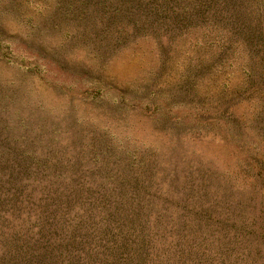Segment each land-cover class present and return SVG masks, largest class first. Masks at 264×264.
I'll list each match as a JSON object with an SVG mask.
<instances>
[{
  "label": "rangeland",
  "instance_id": "1",
  "mask_svg": "<svg viewBox=\"0 0 264 264\" xmlns=\"http://www.w3.org/2000/svg\"><path fill=\"white\" fill-rule=\"evenodd\" d=\"M53 5L0 0V259L264 264V0Z\"/></svg>",
  "mask_w": 264,
  "mask_h": 264
},
{
  "label": "trees",
  "instance_id": "2",
  "mask_svg": "<svg viewBox=\"0 0 264 264\" xmlns=\"http://www.w3.org/2000/svg\"><path fill=\"white\" fill-rule=\"evenodd\" d=\"M230 1L231 0H53V8H59L62 2L65 3L64 8H103V17L105 16L108 19L113 20L126 15L129 8H153V10L155 11V15L158 17L156 19H153L147 16V14L139 16V19L145 22L151 20L157 21L166 18V16H164V14L168 11V9L166 8H203V5L205 4L207 5L205 8H209L208 6H210V3H219L221 8H226L227 4ZM106 8H110L109 10L113 12H109L108 10H106ZM187 13L188 9H183V11H181V13H178L177 15L180 16ZM88 14L91 13L88 12ZM101 27L102 29H100V32L105 35L107 32L105 30L107 29L106 25H101ZM120 30H122L121 32L124 33L123 28H120L119 31ZM9 250L10 246L4 244L2 251L9 252ZM18 251L21 252V249L18 248ZM40 251L41 250H36V252L32 253L31 255H29L28 253L21 254L20 257L24 261L20 260L18 262L20 264H44L46 260H50L49 255L39 254ZM14 260V256L10 254V258L8 259V261L0 259V264L4 263V261L5 264H14L12 263Z\"/></svg>",
  "mask_w": 264,
  "mask_h": 264
}]
</instances>
